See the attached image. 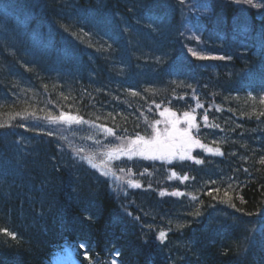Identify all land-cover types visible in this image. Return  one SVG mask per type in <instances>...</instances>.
Instances as JSON below:
<instances>
[{
    "label": "trees",
    "instance_id": "obj_1",
    "mask_svg": "<svg viewBox=\"0 0 264 264\" xmlns=\"http://www.w3.org/2000/svg\"><path fill=\"white\" fill-rule=\"evenodd\" d=\"M261 95L264 7L0 0V264L80 244L83 264H264ZM186 101L218 111V140L171 162H105ZM61 114L87 123L50 122Z\"/></svg>",
    "mask_w": 264,
    "mask_h": 264
},
{
    "label": "snow or ice",
    "instance_id": "obj_2",
    "mask_svg": "<svg viewBox=\"0 0 264 264\" xmlns=\"http://www.w3.org/2000/svg\"><path fill=\"white\" fill-rule=\"evenodd\" d=\"M236 2L244 3L255 8L264 7V5L260 3H254V0H236ZM192 54L194 56L197 55L196 52H193ZM200 58L204 59L205 57L201 56ZM219 59H225V57H219ZM249 95L251 96V93H249ZM260 102L264 104V95H261ZM196 107L202 108L203 105L197 103ZM157 108H159V105H157ZM160 115L166 116V119L163 121V123L165 124L163 130L156 127V125H159L161 121L160 120L155 121V123L152 125V135L149 138L140 136L137 133L135 139L129 140L126 146H121L117 150V154L120 153L125 154L129 157V159H131L133 156H141L145 159H151V160H158V159L167 160L169 157L175 158L177 156L179 159H184L185 155L190 152L191 148L199 147L203 149L206 147L205 145L201 144V142L198 139H194L191 134V130L196 129L198 131L199 129V126L195 122L196 121L195 115L189 112H184L183 118L181 119L180 117L177 116L175 112H170L168 109H166L165 112H161ZM260 115H264V112L260 113ZM58 119L66 122L76 121L77 123H87L86 121H83L82 118L74 117L70 115L65 116L64 114H61L59 118H50V122L56 123ZM203 121L205 126H208L207 113L204 114ZM181 124H183L184 127H181ZM102 130L109 135H115L113 130L110 128H103ZM49 135H51V133H49ZM208 151L212 152L213 150L208 149ZM215 153L223 155V153H221L219 149H215L214 154ZM109 158H111V155ZM201 162L202 161L199 160L196 161V163H201ZM260 163L264 164V157L260 159ZM173 175H175V173H173ZM184 179H187V177H184ZM129 184L130 186L133 187H140L138 183L133 184L131 181H129ZM172 195L179 196L182 195V193L173 192ZM225 195H227V193H225ZM193 199L195 198L193 197ZM241 200H243L242 197ZM232 206L235 207V205ZM249 215L252 214L249 213ZM4 231L7 235L11 236L13 239H16L14 233L8 232L6 229ZM164 237H165V233L161 231L159 233L158 239L162 240ZM79 246L83 248L84 244H80ZM113 264H116V262L113 261Z\"/></svg>",
    "mask_w": 264,
    "mask_h": 264
},
{
    "label": "rangeland",
    "instance_id": "obj_3",
    "mask_svg": "<svg viewBox=\"0 0 264 264\" xmlns=\"http://www.w3.org/2000/svg\"><path fill=\"white\" fill-rule=\"evenodd\" d=\"M199 133H200L199 129H198V131L196 129L191 130V134H192L194 139H196V137H198ZM195 148H197V147L191 148L190 152L187 153L186 155H189L191 153V151L194 150ZM109 154L111 155L112 159L120 158L122 161H124V159H125L124 157L127 156V155L122 154V153L117 154V152H114V151L109 152ZM110 155H109V157H110ZM173 158L174 157H169L168 160H171ZM52 264H79V263H77L76 259H74V256L72 253H67L64 256H59L58 258H56L55 261L52 262Z\"/></svg>",
    "mask_w": 264,
    "mask_h": 264
}]
</instances>
